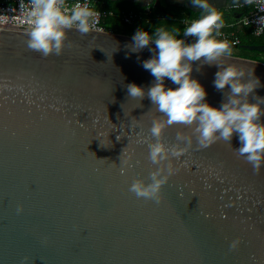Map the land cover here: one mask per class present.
<instances>
[{"label": "water", "instance_id": "water-1", "mask_svg": "<svg viewBox=\"0 0 264 264\" xmlns=\"http://www.w3.org/2000/svg\"><path fill=\"white\" fill-rule=\"evenodd\" d=\"M247 1L209 0L217 11ZM28 30L0 25V264H264V151L249 174L236 134L208 147L193 136L172 160L163 200L138 198L129 188L156 168L145 139L164 117L127 85L152 84L142 62L155 45L131 52V36L67 29L62 53L45 57L27 46ZM225 60L259 78L250 100L264 123V64ZM217 70L194 62L192 72L215 107L224 99ZM178 132L192 128L168 126L163 142L178 144Z\"/></svg>", "mask_w": 264, "mask_h": 264}, {"label": "clouds", "instance_id": "clouds-1", "mask_svg": "<svg viewBox=\"0 0 264 264\" xmlns=\"http://www.w3.org/2000/svg\"><path fill=\"white\" fill-rule=\"evenodd\" d=\"M62 3L63 0H30L27 46L45 57L62 53L67 29L75 27L86 34L95 23L97 13L86 5L77 4L69 12ZM191 3L202 11L197 18L185 23L182 33L162 26L154 28L151 34L141 29L131 36L133 42L126 45L131 52L155 45L154 49L149 47L153 55L142 62L154 81L147 88L130 83L127 90L129 97L140 100L147 95L152 107L164 117L153 119L151 137L145 139L148 159L156 168L149 173V181L135 179L129 188L138 198L156 203L163 200L162 188L176 172L173 158H179L188 151L193 136L200 147H208L218 140L230 142L236 134L240 141L236 151L245 158L249 174L256 170L257 160L264 151L261 143L264 123H257L260 103L250 100L260 85L259 78L252 75L244 79L242 70L226 63L225 58L231 55L230 43L217 39L223 27L222 14L209 0H191ZM187 37H193L192 42H187ZM194 62L217 66L213 83L218 91L224 93L219 107L207 102L205 87L193 77ZM166 79L176 87H166ZM176 123L191 127L192 135L178 132L179 143L169 147L163 142V130ZM128 160L123 164L130 167ZM125 172L126 167H121V175Z\"/></svg>", "mask_w": 264, "mask_h": 264}, {"label": "built area", "instance_id": "built-area-1", "mask_svg": "<svg viewBox=\"0 0 264 264\" xmlns=\"http://www.w3.org/2000/svg\"><path fill=\"white\" fill-rule=\"evenodd\" d=\"M77 4L81 6H87L97 13L95 17V23L90 28L89 32L95 33H112L120 34L118 32L108 30L104 24V20L113 18L115 14L113 12L105 13L97 7L98 3L93 0H63L62 7L69 12ZM30 0H10L6 3H0V25L30 28V19L28 17V11L30 9ZM243 8H248L247 14H242L241 19L235 24H225L220 29L221 35L217 39L227 40L230 45L240 46L241 42L236 32L238 27L250 28L252 36L255 38H261L264 36V0H249L241 4H231L228 6V11L239 12ZM153 13L150 6L146 7L143 12H128L120 15L121 24L124 27H132L136 22L164 19L163 16ZM155 17V18H154ZM188 20H183V24ZM190 21V20H189ZM75 29V27L70 28ZM193 39V37H191Z\"/></svg>", "mask_w": 264, "mask_h": 264}, {"label": "trees", "instance_id": "trees-1", "mask_svg": "<svg viewBox=\"0 0 264 264\" xmlns=\"http://www.w3.org/2000/svg\"><path fill=\"white\" fill-rule=\"evenodd\" d=\"M97 7L99 8V10L105 13L113 12L115 14L113 18H108L104 20V24L106 28L108 30L115 31L126 36H133L137 30H141V29L148 31L151 34L154 28L161 26L166 27L169 30L176 29L182 33V30L184 28V24L182 20H187V19L191 20L193 18H197L201 14V13H194L185 8L170 6L168 4H162L160 9H158L155 6L151 8L155 14H163L164 17L166 18L164 21L154 22L151 24H146L144 22H137L132 27H124L120 21V15L122 13H128L131 11L142 13L145 8H141L138 4H130L128 2H122V1L107 2L104 4L97 5ZM242 11H244L243 14H247L248 8H243ZM232 20H233L232 14H227L223 16V22H231ZM238 37L241 40V44L235 50L239 49L249 53L257 54L256 52H250L244 50L242 46H264V36L262 38H254L252 36V31L250 28L243 27L240 30H238ZM258 54L264 55V53H258ZM246 59H249L251 61L255 60L251 58H246ZM256 61L258 60H255V62ZM259 62L264 64V59H261V61Z\"/></svg>", "mask_w": 264, "mask_h": 264}, {"label": "crops", "instance_id": "crops-1", "mask_svg": "<svg viewBox=\"0 0 264 264\" xmlns=\"http://www.w3.org/2000/svg\"><path fill=\"white\" fill-rule=\"evenodd\" d=\"M8 1H10V0H0V3H6V2H8ZM93 1H95V2H97L98 3V5H100V4H104V3H107V2H119V1H122V2H128V3H130V4H138L139 6H140V0H93ZM172 1V2H171ZM171 5H170V4ZM162 4H168V5H170V6H177V7H180L181 6V4H179L177 1H175V0H162L161 1V5ZM154 5H152V6H150V7H153ZM191 6H192V8L195 10V9H198V8H196L195 6H193V4H191ZM141 7V6H140ZM195 7V8H194ZM142 8V7H141ZM200 9V8H199ZM243 10V9H242ZM242 10H240L239 12H232V11H228V6L226 7V9L225 10H221V11H218V12H220V13H225L226 11H227V13L228 14H232L233 15V20L231 21V22H223V23H225V24H235V23H237L240 19H241V17H242V14H243V12L244 11H242ZM195 11H197V10H195ZM193 12V11H192ZM154 13V12H153ZM195 13V12H194ZM159 15H161V16H163L164 17V15L163 14H157L156 16H159ZM240 16V18H237V17H239ZM155 18V17H154ZM166 18L164 17V19H161V20H158V19H156V20H152L151 22H146V21H141V22H144V23H146V24H151V23H154V22H160V21H164ZM183 21V20H182ZM137 23V22H136ZM135 23V24H136ZM134 24V25H135ZM241 28H243V27H238V28H236V32H237V34H238V30H240ZM244 28H246V27H244ZM263 37V36H262ZM261 37V38H262ZM187 38H191V37H187ZM255 38V37H254ZM240 39V38H239ZM240 42H241V40H240ZM230 56H233V55H230ZM233 57H236V56H233ZM237 58H241L240 56L239 57H237ZM242 59V58H241Z\"/></svg>", "mask_w": 264, "mask_h": 264}, {"label": "rangeland", "instance_id": "rangeland-1", "mask_svg": "<svg viewBox=\"0 0 264 264\" xmlns=\"http://www.w3.org/2000/svg\"><path fill=\"white\" fill-rule=\"evenodd\" d=\"M229 13V12H228ZM227 11L225 13H221L222 14V19H223V16L224 15H227L228 14ZM189 21V19H187ZM231 55L233 56H236V57H243L242 59H246V58H251V59H255V60H258L256 62H259L261 61V59H264V55H260V54H255V53H249V52H246V51H243V50H232L231 51ZM249 60V59H247ZM253 60V61H255Z\"/></svg>", "mask_w": 264, "mask_h": 264}, {"label": "flooded vegetation", "instance_id": "flooded-vegetation-1", "mask_svg": "<svg viewBox=\"0 0 264 264\" xmlns=\"http://www.w3.org/2000/svg\"><path fill=\"white\" fill-rule=\"evenodd\" d=\"M230 1H232V0H228V2H230ZM195 8V7H194ZM197 8V7H196ZM195 10H199V8L198 9H195Z\"/></svg>", "mask_w": 264, "mask_h": 264}]
</instances>
